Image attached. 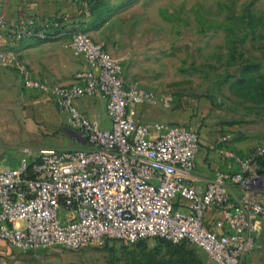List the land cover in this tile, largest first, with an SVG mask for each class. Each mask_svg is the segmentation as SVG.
<instances>
[{"label": "built area", "instance_id": "obj_1", "mask_svg": "<svg viewBox=\"0 0 264 264\" xmlns=\"http://www.w3.org/2000/svg\"><path fill=\"white\" fill-rule=\"evenodd\" d=\"M61 28L58 19L8 23L0 1V38L9 45L47 40ZM70 47L88 68L75 73L69 85L35 77L16 53L0 56L17 71L24 90L51 96L87 141L85 148L41 151L22 158L16 168H0V240L27 254L81 251L108 240L161 239L195 246L213 264H247L256 248L255 226L264 215V202L253 190L264 146L242 155L223 138L218 151L237 171H218L205 186L194 183L201 148L197 130L135 118L136 106L170 109L174 96L129 84L119 60L85 31L73 34ZM98 95L107 101L109 129L77 105ZM233 188L242 196L236 198ZM209 214L215 217L212 224Z\"/></svg>", "mask_w": 264, "mask_h": 264}, {"label": "crops", "instance_id": "obj_2", "mask_svg": "<svg viewBox=\"0 0 264 264\" xmlns=\"http://www.w3.org/2000/svg\"><path fill=\"white\" fill-rule=\"evenodd\" d=\"M0 1L8 23L17 22L22 18H33L43 23L58 19L62 23V30L47 40L30 38L15 46L0 38V56L2 53H16L27 63L35 77L62 85L72 84L75 73L88 68L74 56L70 43L73 34L82 26L80 22L90 19L89 10L95 0ZM138 10H143V7L126 8L116 15L123 18L122 21L118 22L116 17H113L101 30L89 33L95 41L103 42L105 49L119 60L123 76L127 79L132 76V59L129 55L133 53L132 47L139 46L138 41L143 38V32L155 26L131 21L130 14ZM102 30L103 39L100 33ZM129 82L137 84L132 80ZM137 85L157 93L171 94L157 91L148 85ZM77 105L101 128H110L107 101L102 95L84 97L78 100ZM134 113L135 118L141 122L188 125L197 130L201 148L193 172V182L196 184L207 185L218 171H237V166L218 151L223 138L228 139V146L233 151L242 155L264 146V122L256 118L257 113H245L246 115L240 118L228 109L213 107L203 100L186 97H175L170 109L144 104L136 106ZM0 135L8 145L18 150V153L30 158L38 156L41 151L87 147V141L70 125V116L57 109L53 98L38 91L24 90L17 71L12 65H4L1 58ZM233 192L236 198L242 196V192L237 188H233ZM214 218L212 214L207 215V222L212 224ZM255 236L256 248L248 256L247 264H264V215L255 226ZM51 250L40 249L26 254L12 250L0 240V264H51L52 261L44 262Z\"/></svg>", "mask_w": 264, "mask_h": 264}, {"label": "rangeland", "instance_id": "obj_3", "mask_svg": "<svg viewBox=\"0 0 264 264\" xmlns=\"http://www.w3.org/2000/svg\"><path fill=\"white\" fill-rule=\"evenodd\" d=\"M127 1H133L129 8L143 7L130 14L131 21L155 25L143 32L139 46L132 47V78L125 77L128 83L132 84V80L170 92L177 99L203 100L233 111L240 118L245 113H257L256 118L264 122V0H97L89 10L90 19L80 22V30L96 32L113 17L122 21L117 17L121 11L109 15L106 9ZM103 17H108L107 21L97 27ZM100 33L103 39L104 30ZM17 151L0 135V168L18 167L26 156ZM253 190L264 201V173L255 181ZM47 261L213 264L195 246H175L158 239L133 244L108 240L81 251L54 249L45 257Z\"/></svg>", "mask_w": 264, "mask_h": 264}, {"label": "trees", "instance_id": "obj_4", "mask_svg": "<svg viewBox=\"0 0 264 264\" xmlns=\"http://www.w3.org/2000/svg\"><path fill=\"white\" fill-rule=\"evenodd\" d=\"M97 0H95L96 2ZM133 3V1H127L126 3L122 4V5H118L117 7H110L108 9H106V13H108L109 15H114L116 14L117 12L119 11H122V10H125L126 8H129L130 6H132L131 4ZM107 18L108 17H103L97 24L96 26L97 27H100L102 24H104L106 21H107ZM62 30V28L60 29ZM259 166H260V170L262 171V173H264V158L260 159L259 161ZM158 240H161V239H158ZM161 241H164L168 244H171V245H174L168 241H165V240H161ZM142 242V241H141ZM177 246V245H175ZM180 246V245H178Z\"/></svg>", "mask_w": 264, "mask_h": 264}]
</instances>
